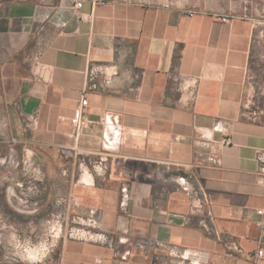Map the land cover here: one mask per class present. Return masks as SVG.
Returning <instances> with one entry per match:
<instances>
[{"label":"crops","instance_id":"1","mask_svg":"<svg viewBox=\"0 0 264 264\" xmlns=\"http://www.w3.org/2000/svg\"><path fill=\"white\" fill-rule=\"evenodd\" d=\"M76 1L0 5L4 132L64 201V234L42 264H264V25L252 42L245 18L263 20L264 0ZM90 69L99 87L76 131ZM112 117L121 138L106 151ZM90 220L107 240L68 236Z\"/></svg>","mask_w":264,"mask_h":264},{"label":"rangeland","instance_id":"2","mask_svg":"<svg viewBox=\"0 0 264 264\" xmlns=\"http://www.w3.org/2000/svg\"><path fill=\"white\" fill-rule=\"evenodd\" d=\"M4 131L0 116V264H42L64 234V201L34 155Z\"/></svg>","mask_w":264,"mask_h":264},{"label":"built area","instance_id":"3","mask_svg":"<svg viewBox=\"0 0 264 264\" xmlns=\"http://www.w3.org/2000/svg\"><path fill=\"white\" fill-rule=\"evenodd\" d=\"M76 9L81 8L82 6V1L81 0H77L74 4ZM78 18L81 19H91L93 14L92 12H90L89 14H81L80 12L76 13ZM251 24L252 26V42L258 41L259 39V35L261 33V30L256 32V29H258V27L260 25H264V19H258V18H251V17H245ZM220 20L222 21H227L230 18L223 16V17H219ZM260 32V33H259ZM263 34V33H262ZM264 58V57H262ZM97 70L95 69H90L88 72V79H87V83L85 88L82 91V97L79 103V106L76 110V114H75V118H74V122H75V127H76V131H79L83 125H85L87 118H86V108L88 105L87 102V98H86V92L88 90H94L97 89L99 87L97 81H96V75H97ZM193 95H196V89L193 92ZM248 117L252 120H256L257 119V112H250ZM121 125L119 124L117 117H112L111 120H108L106 123H104L103 129H102V133H101V138H102V145L104 150L106 151H110V150H115V147H117L120 143V138H121ZM229 141V138L226 139V142ZM256 160L258 163V172L259 174L264 177V150H258L256 152ZM104 160L99 159V161H97L96 163H94V167H99V169H104V165H103ZM130 198V192H129V188L127 185H122L120 187V207L121 208H125L127 205V202ZM258 213H263L262 210H258ZM88 226L90 228L88 229H82L80 227H70L68 229V236L69 237H87L88 239H96L98 241H104L107 240V236L102 233V232H98V231H94L92 230L93 228L97 227L94 221H89ZM216 234V233H215ZM225 245L228 249H232L234 251L237 252H241L240 248L237 246V244L235 243L234 240H228L225 242ZM263 255V249L260 246L256 252L252 253L250 256L254 259H258L261 258ZM184 256V255H183ZM186 258H193L197 261V263H204L203 262V258L201 256V254L198 253H186L185 254ZM202 258V259H201ZM95 264H100L99 261H97Z\"/></svg>","mask_w":264,"mask_h":264}]
</instances>
